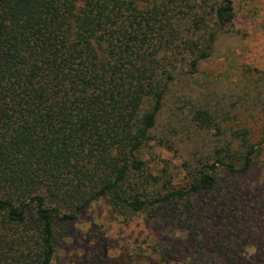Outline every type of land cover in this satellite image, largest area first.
Here are the masks:
<instances>
[{"label":"trees","instance_id":"16d2710c","mask_svg":"<svg viewBox=\"0 0 264 264\" xmlns=\"http://www.w3.org/2000/svg\"><path fill=\"white\" fill-rule=\"evenodd\" d=\"M234 18V0H0V264H56L70 223L99 201L127 219L154 214L193 244L195 198L251 173L264 137L222 140L184 183L144 153L178 57L197 73ZM194 119L214 126L205 109ZM209 238L238 264L226 233ZM256 256L264 264V246Z\"/></svg>","mask_w":264,"mask_h":264},{"label":"rangeland","instance_id":"374dc122","mask_svg":"<svg viewBox=\"0 0 264 264\" xmlns=\"http://www.w3.org/2000/svg\"><path fill=\"white\" fill-rule=\"evenodd\" d=\"M234 4L233 23L218 35L211 57L200 63L197 73H187L185 58L178 57V77L144 153L148 168L165 179L173 175L174 182L184 183L189 170L213 159L222 140L239 137L243 130L252 141L263 140L264 0ZM200 108L213 116V127L194 119ZM195 201L202 208L198 226L190 230L193 244L184 243L188 232L154 214L127 219L99 201L70 223L57 244L55 263L225 264L220 246L204 247L200 240L204 235L219 241L223 233L239 251L238 264L259 262L257 250L264 246V147L251 173L222 174L218 189ZM230 258L236 260L226 256Z\"/></svg>","mask_w":264,"mask_h":264}]
</instances>
